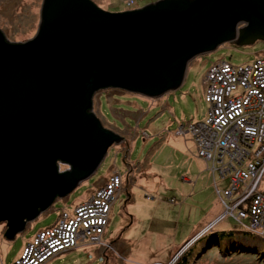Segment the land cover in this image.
Returning a JSON list of instances; mask_svg holds the SVG:
<instances>
[{"label": "rangeland", "instance_id": "rangeland-1", "mask_svg": "<svg viewBox=\"0 0 264 264\" xmlns=\"http://www.w3.org/2000/svg\"><path fill=\"white\" fill-rule=\"evenodd\" d=\"M91 1L102 10L117 12L157 0ZM41 3L42 0H0V30L8 40L23 42L34 36ZM205 52L193 56L181 84L162 95L147 97L115 86L102 87L93 93L91 112L103 128L122 136L121 139L113 141L90 176L77 180L65 195L55 196L12 238L2 234L7 225L0 221L2 264H12L36 233L57 220L59 224L71 214L70 210L73 212L116 176L120 182L111 192L107 222L100 236L93 240L87 230L79 229L76 242L44 264H150L163 259L164 254L168 257L163 264H174L171 250L183 241L186 247L177 251L174 258L191 247L188 264H264V204L261 203L260 211L252 204L256 195L264 201V165L254 168L248 163L244 165L246 172H242L237 169L240 160L229 164L228 158L236 155L238 149L226 141L223 133L216 136L218 142L224 141L222 145L218 143L225 150L222 162L210 161L213 155L201 153L192 134L194 125L209 115L210 103L204 93L210 67L217 61L238 69L255 60L261 62L264 40L256 38L248 45L225 40ZM211 124L205 120L202 126L211 132ZM257 141L260 140L256 138V147L254 140L247 143L264 148V142ZM68 168L57 162L59 171ZM235 168L242 178H231ZM159 173L169 176L163 178L161 191L156 192L159 178L154 174ZM256 174L254 183L251 179L244 181ZM227 179L232 181L227 184ZM235 187H251L252 192L245 194L248 188L234 191ZM169 197H174V201L168 200ZM234 217L246 221L244 228L219 237L214 225L216 229L227 230L233 226ZM213 218H216L214 223ZM197 230L198 237L195 233L194 239L186 240Z\"/></svg>", "mask_w": 264, "mask_h": 264}, {"label": "water", "instance_id": "water-1", "mask_svg": "<svg viewBox=\"0 0 264 264\" xmlns=\"http://www.w3.org/2000/svg\"><path fill=\"white\" fill-rule=\"evenodd\" d=\"M256 38L264 40V0H157L117 12L42 0L33 37L10 41L0 30L2 234L12 238L90 176L121 139L87 111L97 89L162 95L181 84L193 56Z\"/></svg>", "mask_w": 264, "mask_h": 264}, {"label": "built area", "instance_id": "built-area-1", "mask_svg": "<svg viewBox=\"0 0 264 264\" xmlns=\"http://www.w3.org/2000/svg\"><path fill=\"white\" fill-rule=\"evenodd\" d=\"M259 60H261V62L255 60L247 65H241V67H239L240 69L227 62L221 64L219 61L213 64L215 65L214 67H210L204 95L205 100L210 103L209 112L210 110L213 112L215 122H212L211 124V132L206 131L205 126L203 127L202 124L205 120L211 122L212 118L208 115L205 120L199 121L194 125L195 130L193 129L192 133L198 144L197 147H200V152H203L204 155L210 157L213 155V157L208 160L215 163H218V160L222 162L223 152H225L221 146H218V143L222 145L224 144V141L218 142L216 137L219 133H223L227 139L226 141H230L238 149L236 155H230V158H228L227 161L231 164L232 161L239 162L240 160V168L237 169L242 172H246L247 168L244 167V165H248V163L253 165L254 168L261 166L262 164L264 165V148H254L247 143L250 139L254 140L256 147V138L260 140L257 142H264V58ZM251 84L253 85L251 86ZM256 97L260 98V100H257ZM226 152H228V150H226ZM242 162L243 164L241 165ZM235 172L236 168L231 178L240 177V172H236L237 176L235 175ZM256 175L258 177V174ZM250 179L253 180L254 175L244 181L250 182ZM230 180L231 179H227V184H229ZM117 184L118 177L111 178V180L100 187V190L92 195L89 200L97 202L95 199L97 194L106 190L107 192H111L112 188ZM245 188L248 187H235L234 191L242 192ZM250 192H252L251 187L248 188L245 194ZM244 196L245 195H241V197ZM261 203L264 204L263 199L256 195L254 203L252 204L257 205L258 211H260ZM108 204V201L106 203L104 201L99 202L100 207L104 210L103 216L105 217L103 219L100 217L94 218L92 216L91 208L87 202H82L79 206L77 205L74 208L75 214L82 215L83 213L86 214V212H88L90 217L85 218V220L81 219V221H75L73 226H71V229L68 231V234H65L66 237L64 238L60 237L63 236V231L60 230L61 227L66 226L62 221H67L70 217H66V219L63 218L59 224L53 223L51 226L44 228L45 235L43 236V231L41 232V237H36L33 242L29 241L23 249V254L19 258H16L12 264H44L53 255L76 242V237L72 233L69 234V232H73L74 225H76L77 222H81L83 226V228H80L81 231H83V229L87 230L86 228L88 225L94 221H101L102 219L104 224L106 219L105 211L108 209ZM71 220L72 219L68 220V224L71 223ZM68 227L69 226H67V228ZM87 231L88 236L94 240L96 237L92 233V228L91 231ZM97 231L102 232L99 228ZM40 238H43L44 242L47 243L50 249L38 246V240ZM0 264H2L1 261Z\"/></svg>", "mask_w": 264, "mask_h": 264}, {"label": "bare ground", "instance_id": "bare-ground-1", "mask_svg": "<svg viewBox=\"0 0 264 264\" xmlns=\"http://www.w3.org/2000/svg\"><path fill=\"white\" fill-rule=\"evenodd\" d=\"M218 94H219V91H218ZM222 95V94H221ZM209 116L212 118L211 119V123L212 122H215V118L213 117V112L210 110V112H209ZM204 119H202L201 121H203ZM197 121H199V120H197ZM58 162H60V161H58ZM62 164H65V163H62ZM257 179V175H255L254 176V179H253V182L255 181ZM120 182V180H119V177H118V183ZM114 185V184H113ZM115 186H117V185H115ZM114 189V187L112 188V193H113V190ZM111 192H107V190L106 191H104V192H100L99 194H97V196H96V200H97V202L96 201H91V200H89V201H83V202H87L88 204H89V207L91 208V212H92V216L94 217V218H104L105 216H103V213H104V210H103V208L102 207H100V205H99V202H101V201H104L105 203L108 201L109 202V204H110V202L111 201H109L110 200V198H111ZM173 199V200H172ZM168 200H170L171 202H173L174 201V198H172V197H169L168 198ZM65 213L67 212V211H64ZM106 212V214H107V211H105ZM69 213H71V214H68L67 215V217H70V218H68V220H70V219H72L71 220V223H69L68 224V220L67 221H62V223H64V225H66V226H62L61 227V231H63L62 232V235L63 236H60L61 238H64V237H66V235L65 234H68V231L71 229V226H73V224L75 223V221H81V219H84L85 220V218H89L90 217V214L88 213V212H86V214L85 213H83L82 215H78L77 213L75 214L74 213V211L73 212H71V210L69 211ZM75 215V216H74ZM262 216H263V214H261ZM225 216V215H224ZM224 216H222V217H220V219H222ZM256 216H257V214H256ZM102 219H101V221H94L93 223H90V225H88V227L86 228L87 230H89V231H91V228H92V233H93V235L97 238L98 236H100V234H101V231H97V229L99 228V229H101L102 230V226L107 222V217H106V219H105V223L103 224V222H102ZM224 219V218H223ZM222 219V220H223ZM259 220H261V219H259ZM58 221V220H57ZM216 221V218H213L212 220H211V222H215ZM232 222H233V226L230 228H227V230H231V229H239V228H244L243 226H244V224L246 223V221L244 220V219H241V218H238V217H234V219H232ZM57 223V222H56ZM51 226V225H50ZM67 226H69L68 228H67ZM49 227V226H48ZM80 228H83V226H82V224H81V222H77V224L76 225H74V230H73V232H69V234L70 233H72L74 236H75V232L78 230V229H80ZM203 228V227H202ZM201 228V229H202ZM201 229H199V230H201ZM199 230H197V231H193L194 233L193 234H191V235H189L187 238H186V240H191V239H194L193 238V235L196 233V237H198L197 235H198V231ZM213 230H214V232L215 233H218L219 231H225L226 230V228L225 229H216L215 228V225H214V228H213ZM44 230H41V231H39L38 233H36L35 234V237L32 239L31 238V240H30V242H33L34 241V239L36 238V237H41L42 236V234H41V232H43ZM240 231H243V230H240ZM45 235V231H44V234H43V236ZM200 237V236H199ZM48 238H51V237H48ZM47 238V239H48ZM67 238H68V236H67ZM69 239V238H68ZM72 239L74 240V238L72 237ZM185 243V241H183V244ZM183 244H182V242L181 243H179V245L177 246V247H174L172 250H171V258L170 259H175V260H177L176 258H174L175 256H177L178 255V252L177 251H179V250H181V249H183L184 247H186V246H183ZM38 246H40V247H43V248H47V249H50L49 248V246L47 245V243L46 242H44V240H43V238H40L39 240H38ZM182 247V248H181ZM184 252V251H183ZM168 253H170V250L168 251ZM164 254V253H163ZM164 258L163 259H158V260H156V262L155 261H151V263L150 264H163V263H165L166 261H167V257H166V254H164ZM161 261V262H160ZM174 261V260H173Z\"/></svg>", "mask_w": 264, "mask_h": 264}, {"label": "trees", "instance_id": "trees-1", "mask_svg": "<svg viewBox=\"0 0 264 264\" xmlns=\"http://www.w3.org/2000/svg\"><path fill=\"white\" fill-rule=\"evenodd\" d=\"M262 53V52H261ZM264 55V53H262ZM87 111L88 112H91V108L90 106L87 108ZM174 198V197H173ZM239 230V229H237ZM233 231V229L231 230H225V231H219L218 232V235L219 237L222 238V236H224L225 234H231ZM241 232H244V231H241ZM247 233V232H246ZM190 251L191 250V247L187 248L178 258L177 260H175L174 264H188V256L189 254L191 253Z\"/></svg>", "mask_w": 264, "mask_h": 264}, {"label": "crops", "instance_id": "crops-1", "mask_svg": "<svg viewBox=\"0 0 264 264\" xmlns=\"http://www.w3.org/2000/svg\"><path fill=\"white\" fill-rule=\"evenodd\" d=\"M207 166V165H206ZM207 168V167H206ZM154 176L156 177V178H159V182L157 183L158 184V186H157V188H156V192H160L161 191V186H162V184H163V178H165V177H167V176H169V175H162V174H154ZM183 177H187V175H183ZM189 178L187 177V180H188ZM210 180V179H209ZM211 184V183H210ZM207 185H209V182L207 181V184L206 185H204V186H206L207 187ZM203 186V187H204ZM151 190V189H150ZM153 191V190H152ZM182 205H183V203H182Z\"/></svg>", "mask_w": 264, "mask_h": 264}, {"label": "flooded vegetation", "instance_id": "flooded-vegetation-1", "mask_svg": "<svg viewBox=\"0 0 264 264\" xmlns=\"http://www.w3.org/2000/svg\"><path fill=\"white\" fill-rule=\"evenodd\" d=\"M241 24H239L237 27H239Z\"/></svg>", "mask_w": 264, "mask_h": 264}]
</instances>
